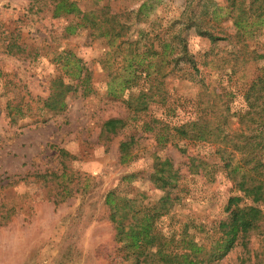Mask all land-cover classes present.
I'll return each instance as SVG.
<instances>
[{
  "label": "rangeland",
  "instance_id": "1",
  "mask_svg": "<svg viewBox=\"0 0 264 264\" xmlns=\"http://www.w3.org/2000/svg\"><path fill=\"white\" fill-rule=\"evenodd\" d=\"M143 1L78 0L77 4L82 11L130 15L128 36L134 41L139 30L166 27L195 0H161L146 17L135 20L132 13ZM29 4V0H0V264H133L115 241L104 198L117 188L130 197L141 193L147 201L159 199L165 190L149 181L153 154L170 160L180 174L172 190L178 202L161 218L165 232H178L193 220L209 230L225 218L228 198L240 195L230 180L217 173L210 182L188 168V157L215 160L214 148L180 142L179 147H186L182 154L171 144L157 147L154 135L141 127L159 119L163 109L153 105L132 120L126 104L135 89L118 97L108 94L110 79L127 74L131 58L127 42L110 45L89 30L67 35L64 29L71 16L54 19L49 8L40 5L30 11ZM221 29L226 40L215 44L193 30L184 32L199 72L177 69L164 86L189 96L202 86L209 91L228 87L231 113L238 114L245 110L243 90L264 64V26L242 34L224 22ZM79 62L90 77L84 95L83 77L77 78L72 70ZM59 81L77 86L66 96L64 111L42 109ZM128 117L129 127L105 147L98 138L102 123ZM230 120L231 128L238 127L237 119ZM129 138L134 140V159L123 165L118 145ZM60 151L66 157H60ZM131 174L135 178L130 183L121 181ZM244 204L250 200L240 202ZM258 206L264 213V203ZM191 232L197 241L205 237ZM217 264H264V219L245 247L238 245Z\"/></svg>",
  "mask_w": 264,
  "mask_h": 264
},
{
  "label": "trees",
  "instance_id": "2",
  "mask_svg": "<svg viewBox=\"0 0 264 264\" xmlns=\"http://www.w3.org/2000/svg\"><path fill=\"white\" fill-rule=\"evenodd\" d=\"M29 1L30 11L43 5L49 8L54 19L71 16L72 20L64 29L67 35L89 30L94 37L105 38L110 45L119 40L126 41L131 54L125 68L127 74L110 79L108 94L118 97L135 89L131 102L126 104L129 114L133 115L132 120L151 106H160L163 109L160 118L144 122L143 132L154 135L157 147L171 144L182 154L186 153V147H179L180 142L213 147L216 156L213 161L188 157L190 173L202 174L210 182L215 180L217 173L225 174L235 192L240 194L228 198L223 210L225 218L213 223L209 230L193 220L185 222L178 232H165L160 225L161 218L167 216L173 204L178 202L179 198L172 194V190L177 187L180 174L170 160L153 154L149 181L165 190L159 199L147 201L141 193L130 197L129 193H121L117 188L104 198L115 230V241L130 254L133 264H217L238 245L245 247L249 235L264 219L258 206L264 203V64L257 68V75L243 90L241 96L245 110L238 114L231 113L228 87H214L209 91L202 86L196 95L189 96L176 89L169 92L164 81L177 69L186 73L199 72L184 32L193 30L211 44L226 40L220 36L224 22H230L242 34L250 33L253 26H264V0L190 1L180 16L166 27L151 26L149 31L139 30L134 41L128 36L130 15L82 11L78 0ZM160 3L161 0H144L132 15L135 20H140ZM12 46L21 52L18 46ZM84 69L80 62L72 66L77 78L83 77L80 81L84 86L83 95L90 78ZM72 87L59 81L43 101L42 109L63 112L66 96L73 88L77 89V86ZM230 117L237 119L238 127L231 128ZM129 123V117L104 121L99 141L106 147L129 127ZM133 147V138L119 142L120 164H128L134 159ZM59 155L66 157L67 154L60 151ZM134 178L135 174H131L122 177L121 181L130 183ZM243 200H250L251 204L240 205ZM191 230L205 237L197 241Z\"/></svg>",
  "mask_w": 264,
  "mask_h": 264
}]
</instances>
